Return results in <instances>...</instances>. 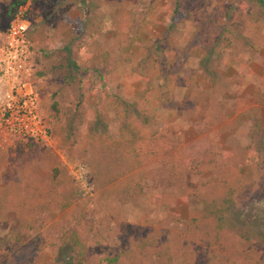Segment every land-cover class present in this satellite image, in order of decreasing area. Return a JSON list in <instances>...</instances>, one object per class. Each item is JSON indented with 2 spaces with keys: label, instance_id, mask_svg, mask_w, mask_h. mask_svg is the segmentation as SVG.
<instances>
[{
  "label": "rangeland",
  "instance_id": "374dc122",
  "mask_svg": "<svg viewBox=\"0 0 264 264\" xmlns=\"http://www.w3.org/2000/svg\"><path fill=\"white\" fill-rule=\"evenodd\" d=\"M13 1L0 0V36ZM150 2L26 0L20 5L35 65L30 84L41 118L47 122V137L0 130V200L25 209L20 217L11 213L0 217V236L8 237L0 238V251L10 255L16 245L28 243L33 236L27 238L26 231L21 230V219L31 217L33 204L42 200L31 195L38 187L56 202L69 198L64 207L51 201L46 209H37L36 218L45 223L38 232L56 243L75 232L81 243L78 250L85 253L88 264H102L105 256H117L115 264H181L180 252L188 250L192 251V264H264V20L253 30L246 23L249 6L244 0H181L180 7L184 13L190 9L191 17L182 15L169 21L166 12L161 22L143 19ZM161 4L155 14L173 8L171 0ZM89 28H95L91 41L98 51L111 50L132 58L129 62L121 59L105 82L109 93L125 101L134 98L143 86L131 72L139 57L136 54L148 39L158 42L166 50V60L174 65L168 100L153 104L159 130L149 136L151 130L143 126L135 151H128L129 158L105 143L95 150L93 163L92 145L101 141L90 138L95 100L85 89L81 90L82 110L86 111L83 122L75 114L67 117L72 121L65 116L49 121L52 100L79 97L78 74L69 68L65 56L74 55L81 63L75 53L80 39L90 40L86 38ZM120 28L128 29L129 35L138 30L135 43L121 41L117 34ZM224 29L228 33L224 31L222 36L241 34L246 39L235 41L209 64L215 74V82H210L198 68L204 52L201 47L210 45ZM65 45L68 52L63 49ZM109 109L108 124H99V129L115 134L118 122ZM247 146L253 152L245 163ZM122 158L128 164H122ZM77 162L88 172L83 185L75 183L69 173V167ZM51 165L58 167L65 184L49 182ZM138 174L145 184L142 193L122 201L100 176L105 175L120 190L123 185L130 189ZM237 178L253 180L254 186L233 193V206L227 212L230 225L220 231V244L212 241L210 221L195 222L198 231L208 232L207 236H183L185 222L195 217L205 201L221 196L224 189L217 185L221 181L233 185ZM149 238H155L154 245L166 251L165 255L149 254L144 249ZM70 247L69 242L59 249L54 245L23 263L76 264L75 256L80 257L77 247L72 252ZM212 248L220 251L222 260L211 254Z\"/></svg>",
  "mask_w": 264,
  "mask_h": 264
},
{
  "label": "trees",
  "instance_id": "16d2710c",
  "mask_svg": "<svg viewBox=\"0 0 264 264\" xmlns=\"http://www.w3.org/2000/svg\"><path fill=\"white\" fill-rule=\"evenodd\" d=\"M26 0H14L12 4V9L8 10L7 17L11 19L13 15L16 13L17 7L22 5ZM245 3L249 6V10L246 13V23L251 24L253 30L258 29L263 20H264V0H244ZM162 0H151L149 5L147 6L143 19H153L154 21H162V16L165 17V13L169 12V21H174L177 17L182 15H187L191 17L190 9H187L184 13L182 7H180L181 0H171V4L173 6L172 9L168 8L166 11H160L155 14V10L162 6ZM184 13V14H183ZM143 20H141L142 23ZM113 22H116L113 20ZM81 24V23H79ZM129 27V26H127ZM114 29V28H113ZM95 28H89V32L86 35V38L90 40L88 42H84L83 39L78 41L79 47L75 53L81 63L77 62L73 56H65V61L71 70L76 71L79 78V97H76L75 100H64L62 98H58L52 100L48 105L49 110V121L57 120L60 121L61 117H66L65 120L72 121L67 117H72L75 114V117L83 122L85 120L86 111L82 110V105L84 104V92L81 90L85 89L87 92V96H91L94 98V105L91 108L92 118L90 124L93 126V130L91 132V139L95 141H101L98 144L92 145L93 152L92 159L94 160L97 156L95 150H99L100 146L105 143H110L114 149L117 150V153L124 154L126 153L129 158L128 151L132 152L134 149V144L141 139V135L139 134V130L146 128V130H151L149 132V136L154 135L159 130V120L155 114V110L153 109L155 106L153 104L157 103L158 105L165 103L168 100V90L167 87L172 83L174 78V65L170 64L166 58V50L158 44V42L150 41L142 44L141 51L139 54H136V62L132 68L133 76L143 82V86L138 89L135 93V97L125 101L120 98L119 95L109 93L106 89L105 82L110 76L111 71L116 67V65L120 62L121 59L126 62L131 61V56L128 55H120L113 53L111 50L98 51L95 47V44L91 39H93V34ZM227 32V30H223L220 35L217 36L216 39H212V43L205 44L201 48L204 51L199 57L198 68L204 74L205 79L210 82H215L214 80V72L210 70L209 64L214 60H217L221 57V53L224 49H231L232 44L235 43L240 38L246 39V36L233 34V37L230 36H222L223 32ZM137 32L135 31L133 35H129L128 29L123 31L121 28L118 30V35L121 41H125L124 43L129 45L135 43L137 38ZM228 33V32H227ZM250 43L248 40H246ZM245 41V42H246ZM198 47V46H197ZM67 52L69 51L68 46L63 47ZM122 57V58H121ZM139 102V103H138ZM150 105H153L150 108ZM113 111V116L118 122V128L115 134H108L99 129L100 125L108 124L107 110ZM148 112V113H147ZM98 126V127H97ZM68 135V134H67ZM102 136L100 138L99 136ZM109 145V144H108ZM248 148V149H247ZM87 151V150H86ZM244 162L248 163L250 161L249 155L253 152L252 149H249V146L245 148ZM134 154V153H132ZM134 162L135 160L131 158ZM96 160V159H95ZM95 160L93 163H95ZM257 164L260 163V159L255 161ZM122 164L127 163V161L122 158ZM256 165H254L255 167ZM264 171V170H263ZM262 171V172H263ZM257 174L261 175V172ZM88 175V172H87ZM104 178L106 183L110 184V188L113 191H117L115 193L116 198L119 200H129L132 197H137L140 195L144 188L143 178L140 174H138L134 178V183L132 184L130 189H127L126 185H123L120 190H116V185H111L112 183L109 180H106L105 175H100ZM87 179V176H86ZM112 179V178H111ZM52 184L60 185L65 184L60 178V172L56 165L50 166V180ZM75 182V181H74ZM77 183V182H75ZM253 180H244L242 178H237L236 182L233 185H229L225 183V181H221L217 187L224 189L220 192L221 196H217V198H212L210 201H205L203 206L195 213V217H191L185 223L186 227L182 231V235H191L192 237L199 238L205 237L208 235L206 231H198V227L195 225V222L200 224H207L210 222L213 223L212 226V241L215 242L216 245H219L218 236L222 229H225L226 225H230V221L227 217L228 210L233 206V193L240 194L243 190H251L253 185ZM78 184V183H77ZM79 185V184H78ZM56 191V190H55ZM57 192V191H56ZM58 196H61L59 192L56 193ZM31 195L35 196L37 199H41L39 204H33V208L31 209L30 215L22 217L21 221V230L26 231L27 238L30 234L33 236L27 242H20L22 246L16 245L15 248L12 249L10 255L4 253L5 251H0V264H24L23 261L26 259L30 260L32 255H36L40 251L48 250L52 246H56L58 249L63 246L65 242L71 243V247L69 251H73V247H77V253L80 257L75 256L74 261L76 264H88L85 253H80L79 248L81 243L76 238L75 232L71 231L66 236L60 238V242L56 243L53 241H48V236H43L38 230L42 227L44 221L41 218H36L37 209H46L48 207V203L51 204V201H55L47 193H45L40 188H33L31 191ZM119 195V196H117ZM123 197V199L121 197ZM66 197H63L61 200H58L56 203H59L60 207H64L67 203ZM63 201V202H62ZM120 201V200H119ZM8 212H7V211ZM25 209L19 205L12 206L8 203H1L0 200V217L5 213H11L15 216H19L24 213ZM25 228V229H24ZM2 240H6L7 236H0ZM148 246H145V250L149 254L156 255L160 253L161 255H165L166 251L156 248L153 242H155V238H149ZM146 245V244H145ZM74 253V252H73ZM220 251H217L216 248L211 249V254L217 257L219 260H222V255L218 256ZM191 254L192 251L188 250L187 252H180V263L181 264H192L191 262ZM5 256V257H4ZM118 260L117 256L107 257L101 259L102 264H115ZM167 261H170V256L167 255ZM69 264H74L69 261Z\"/></svg>",
  "mask_w": 264,
  "mask_h": 264
},
{
  "label": "built area",
  "instance_id": "2783aa9c",
  "mask_svg": "<svg viewBox=\"0 0 264 264\" xmlns=\"http://www.w3.org/2000/svg\"><path fill=\"white\" fill-rule=\"evenodd\" d=\"M22 10L19 6L0 36V130L43 137L47 122L41 118L39 101L30 84L35 65ZM69 173L78 184L86 183L87 169L82 163H73Z\"/></svg>",
  "mask_w": 264,
  "mask_h": 264
}]
</instances>
